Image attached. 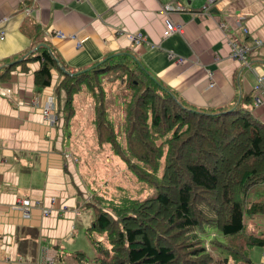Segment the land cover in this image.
Segmentation results:
<instances>
[{
    "label": "crops",
    "instance_id": "obj_1",
    "mask_svg": "<svg viewBox=\"0 0 264 264\" xmlns=\"http://www.w3.org/2000/svg\"><path fill=\"white\" fill-rule=\"evenodd\" d=\"M163 1L0 0V19L8 16L0 24V67L10 69L0 80V264H44L46 255L75 251L85 190L64 145L67 129L77 125H62L64 93H55L65 76L61 69L127 52L191 105L229 109L238 103L264 123V106L252 102L255 78L264 74V0H178L182 10L167 15L157 12ZM167 22L182 31L164 37ZM55 31L75 34L80 46ZM134 32L144 37L137 44L127 37ZM41 36L57 61L49 84L37 87L38 61L3 60L33 51L32 41ZM231 42L249 46L246 65L230 56ZM249 256L264 264V246L251 248Z\"/></svg>",
    "mask_w": 264,
    "mask_h": 264
},
{
    "label": "trees",
    "instance_id": "obj_2",
    "mask_svg": "<svg viewBox=\"0 0 264 264\" xmlns=\"http://www.w3.org/2000/svg\"><path fill=\"white\" fill-rule=\"evenodd\" d=\"M31 45L33 51L3 63L22 56L38 61L33 82L44 87L56 55L42 36ZM9 70L0 67V80ZM70 73L55 86L64 93L63 127L74 115L73 96L84 87L97 147L107 145L149 191L106 196L85 187L89 197L81 207L94 211L85 230L93 257L75 250L73 263L257 264L249 251L264 246V123L238 103L229 109L191 105L127 52ZM105 77L118 91L103 90ZM111 104L119 105L120 115H112ZM204 226L224 237L223 256L207 248Z\"/></svg>",
    "mask_w": 264,
    "mask_h": 264
},
{
    "label": "rangeland",
    "instance_id": "obj_3",
    "mask_svg": "<svg viewBox=\"0 0 264 264\" xmlns=\"http://www.w3.org/2000/svg\"><path fill=\"white\" fill-rule=\"evenodd\" d=\"M117 87L111 78H103V90L105 92H109V88L112 92L118 91ZM107 96L109 99L111 95L108 94ZM72 103L74 115L70 121L77 127L73 130L67 129L64 145L71 156L70 158L68 155L67 159L71 163L73 173H77L85 190L84 198L89 197L85 187L102 189L106 196L125 192L142 197L146 192H149L146 186L138 182L125 168V165L115 155L111 154L107 145H104L103 148L97 147L95 129L92 128L90 123L92 100L84 87L73 96ZM108 108L113 116L120 115L118 104H111ZM80 212L77 234L73 238L72 248L82 251L86 258L91 259L93 251L85 238V230L93 218L94 211L92 207H82ZM201 235L208 249L212 247L213 253L218 256L224 255L220 244H224L225 239L213 227L204 226V232ZM72 252L73 250L69 253V256L61 254L58 259H55L54 264H71L73 262L70 257Z\"/></svg>",
    "mask_w": 264,
    "mask_h": 264
},
{
    "label": "built area",
    "instance_id": "obj_4",
    "mask_svg": "<svg viewBox=\"0 0 264 264\" xmlns=\"http://www.w3.org/2000/svg\"><path fill=\"white\" fill-rule=\"evenodd\" d=\"M208 3L212 2L214 0H206ZM182 10V7L180 6V4L178 3V0H164L159 8H158V13L159 14H163V15H167L170 12H174V11H180ZM8 16H4L0 19V24H3L4 22H6ZM2 26V25H1ZM182 25L177 24V23H173V22H167L164 24L163 30H162V35L164 37L169 36L173 33H180L182 31ZM246 33V30H244ZM5 33L4 28H0V39L3 37ZM56 36L63 38V37H68L71 38L72 40H74L75 42V46L79 47V41L76 39V35L75 34H70V35H65L64 33L60 32V31H55L54 32ZM128 40L133 42L134 44L139 43L140 41L143 40V34L140 32H134V33H129L127 34ZM262 41L259 39H254L253 40V44H261ZM250 48L247 44H236V43H230V56L232 58H235L237 60H239L241 63L246 65V61L245 58L247 57V54L249 52ZM253 96H252V102L254 106H264V74H261L259 76H257L255 78V83L253 85ZM43 116L45 117H49L48 115V110L45 109L43 110ZM50 121L53 122V118H47ZM17 206L21 207L24 212H26L28 210V204H26L25 202H23V200H20L19 203L17 204ZM54 262V257L52 255H46L45 256V261L44 264H53Z\"/></svg>",
    "mask_w": 264,
    "mask_h": 264
},
{
    "label": "water",
    "instance_id": "obj_5",
    "mask_svg": "<svg viewBox=\"0 0 264 264\" xmlns=\"http://www.w3.org/2000/svg\"><path fill=\"white\" fill-rule=\"evenodd\" d=\"M61 70H62V73H63V74H66V75L71 74L70 72H67V71H65V70H63V69H61Z\"/></svg>",
    "mask_w": 264,
    "mask_h": 264
}]
</instances>
